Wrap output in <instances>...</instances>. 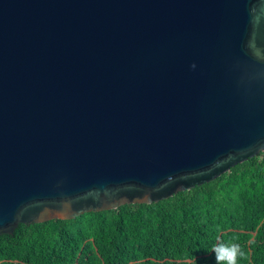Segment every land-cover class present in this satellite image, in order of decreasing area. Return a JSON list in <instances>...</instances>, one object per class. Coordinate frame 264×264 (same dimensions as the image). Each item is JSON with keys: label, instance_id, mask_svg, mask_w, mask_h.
Here are the masks:
<instances>
[{"label": "water", "instance_id": "water-1", "mask_svg": "<svg viewBox=\"0 0 264 264\" xmlns=\"http://www.w3.org/2000/svg\"><path fill=\"white\" fill-rule=\"evenodd\" d=\"M263 150L264 0H0V233Z\"/></svg>", "mask_w": 264, "mask_h": 264}, {"label": "trees", "instance_id": "trees-1", "mask_svg": "<svg viewBox=\"0 0 264 264\" xmlns=\"http://www.w3.org/2000/svg\"><path fill=\"white\" fill-rule=\"evenodd\" d=\"M219 242L264 264V150L157 202L18 223L0 233V264H217Z\"/></svg>", "mask_w": 264, "mask_h": 264}, {"label": "clouds", "instance_id": "clouds-1", "mask_svg": "<svg viewBox=\"0 0 264 264\" xmlns=\"http://www.w3.org/2000/svg\"><path fill=\"white\" fill-rule=\"evenodd\" d=\"M173 178H169L171 180ZM235 240V238H233ZM213 252L217 264H238L242 259H248V254L245 250L235 242H219L214 246Z\"/></svg>", "mask_w": 264, "mask_h": 264}]
</instances>
